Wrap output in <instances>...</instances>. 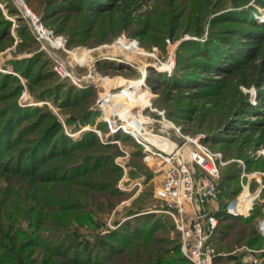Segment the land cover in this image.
<instances>
[{
    "label": "rangeland",
    "instance_id": "obj_1",
    "mask_svg": "<svg viewBox=\"0 0 264 264\" xmlns=\"http://www.w3.org/2000/svg\"><path fill=\"white\" fill-rule=\"evenodd\" d=\"M22 1L40 20L46 30L52 31L56 37H62L65 51L55 50L50 47L48 42H40L36 39L32 34V24L24 16L20 0H0V20H3L5 24L4 30L0 34V76L6 75L15 78L8 82L7 87L2 86L0 89V112L3 111L4 104L14 102L22 113H33L19 122L20 126L13 131V135L34 120L33 109L38 108L43 112L48 110L60 123L66 138V146L81 142L88 132L96 135L101 145L115 146L113 149L93 148L89 150L90 154L111 158L110 160L106 159L103 167L90 173V176H94L95 182L100 181V177L96 175L106 176V178H101L105 189H95L93 191L94 199L85 206L92 210V214L88 215L91 218V223L74 221L68 226L77 239L93 242L96 236L116 229V223L123 221L127 212L144 208L141 214L145 215L158 206L155 191L163 180L162 175L156 173L160 160L151 158L149 162L144 161L146 149L135 143L133 139L124 138L128 137L126 135L111 132L101 119L103 114L110 115L115 110L119 111L127 107L131 115L141 114L145 119L157 121L158 123L153 122L155 124L154 133L158 132L160 123L163 121L162 117H164V120L171 122L174 126L173 132H168V136L174 142L177 141L175 136L177 129L188 136L202 135V140L209 144L210 148H208L212 152L221 153L225 161L231 160L232 162L229 164H236V168H239L238 183L234 179L228 180L232 171L235 172V167L234 169L228 168L233 165L227 164L219 170L218 212L220 210L226 212L229 207L234 206L242 193L241 183L244 187L247 185L246 177L240 179L243 166L237 161L244 163L245 159L252 158L256 163L252 164L251 168L264 170V81L258 83L256 73L254 74L256 69L260 68L264 75V36L258 37L260 40L257 42L250 39L248 35L237 37L236 41L240 40L244 48L243 46L229 45L230 49H225L228 55L224 58L227 59L219 58V60H217L219 45H210L209 39L212 31L213 33L220 29L225 31L231 29V26L233 30L246 29L245 26L251 27L238 19L250 18V20L256 21L257 25H264V7L257 3L259 0H205L204 2L194 0H110L112 1L110 8L111 6L112 8L109 11L106 9L107 12L101 15L92 11V4L96 0ZM261 1L264 3V0ZM243 2L246 5H243L242 8H235L241 6ZM76 6L80 7L77 9ZM247 7L251 9L247 10ZM224 11L227 14L220 17L219 23L214 26L209 24V19ZM172 19L176 24L173 25ZM228 19H232L229 20L231 22L236 20V24H226L231 23L226 21ZM29 35L32 36L36 44L29 38ZM132 42H136L137 49L135 47L129 49ZM184 43H187V46L182 48ZM235 52L246 53H244V57L239 58L238 65L233 67L231 65L233 62H229L230 57L240 56L235 55ZM203 53H209L212 57L214 55L216 57L214 60L217 61L213 62L212 66L208 65L211 69L207 70L212 72L205 74L202 71V75L199 76L195 63L205 62V59L200 56ZM81 54L84 57L81 58ZM108 56L114 57V59L108 60ZM172 60L174 63L171 71L163 73L161 67L170 65ZM180 62L183 63L182 74L193 73L195 77L199 76V78L190 77L171 81L177 64ZM28 64L31 65L30 75L20 76L16 70L21 72ZM56 64L64 65L66 70L74 75L72 77L79 78L81 81L77 82L78 86L74 85L69 78L62 79L57 76L53 71ZM101 65L107 67L101 68ZM109 65H113L114 68H110ZM115 66L119 67L115 68ZM39 70H50L49 74H54V76L48 79L39 77L40 80L32 78ZM149 70L153 71L155 76L162 75L161 84L155 91L147 82ZM143 75L146 77L145 84L147 86L144 83L141 86L148 95H144V98L133 95L132 99L117 97L119 96L117 95L118 89L121 88L122 83L138 82ZM98 78L106 80L101 82L98 81ZM162 84L166 85L164 89ZM57 85H59V89L57 96L54 97L55 102L47 97L38 99L39 94L45 88H54ZM141 86L135 91L139 90ZM69 89L83 95L91 92L86 98L87 104L84 103L81 106L80 102L75 106L65 107L63 104L67 100H65V96ZM71 98L74 99V97ZM99 98L109 100L106 108L99 109L96 106V101ZM243 104L249 106L245 107V113L237 115L238 109ZM83 109L92 112V117L87 123L78 117ZM235 109L236 111H234ZM116 114L119 115L118 112ZM4 117L5 113L3 112L2 118ZM229 117L230 120L235 118L242 120L238 130L228 129L222 133L229 140L233 139L232 144H226L221 140L219 142L221 136L213 135L217 134L216 131L219 130L221 123ZM69 119L75 120L71 124H67L66 120ZM46 124L48 122L42 127H46ZM250 127H253L251 131H249ZM27 136V140L30 141L33 140L35 134ZM157 144H162V142L157 140ZM244 166L246 168L245 163ZM112 167L118 171L113 172ZM254 171L259 170L249 173L244 170L248 175ZM61 173L63 174L65 171ZM259 179L261 184H257L254 180L248 181L249 193L253 198V193L260 185L264 186V178ZM73 180L82 182L83 179L78 177ZM46 186H49V183ZM235 190L237 192L232 195L231 193ZM230 194L231 196H229ZM94 200L97 202L94 203ZM251 201L252 199L246 203L243 210L249 209ZM263 206L264 192L258 200L253 202L252 214H258L254 217L252 214L247 217L253 218L250 225L243 224L239 219H226L225 217H222L224 220L220 223L217 216L218 223L227 226L228 232L231 233L230 237L232 238L227 244L228 247L235 243V239L240 234L238 243L232 246V249L236 248V251L231 254L234 257L245 254L248 261H243L244 264H264V241L263 239L258 241L255 237L252 240L251 235L255 232L260 236L257 231V222L263 217L261 213ZM228 214L238 216L232 215V213ZM239 217L244 218L241 215ZM21 227L24 230H29L26 224ZM175 232H167L163 235L168 238V241L164 243V248L169 246V240L175 238ZM228 239H226L227 242ZM252 241H254L252 247L247 246ZM2 244L4 245L3 242ZM2 247L1 245L0 252H2ZM45 259L54 264H69L65 259L52 257L43 251L36 255L35 264H40ZM11 264H14L13 261Z\"/></svg>",
    "mask_w": 264,
    "mask_h": 264
},
{
    "label": "trees",
    "instance_id": "obj_2",
    "mask_svg": "<svg viewBox=\"0 0 264 264\" xmlns=\"http://www.w3.org/2000/svg\"><path fill=\"white\" fill-rule=\"evenodd\" d=\"M194 1L204 2L205 0ZM111 2L110 0H96V2L92 4L93 13L101 15L109 11L112 8V6L110 8ZM257 3L264 7V3L261 0ZM243 5H246V3L243 2L241 6L235 8H242ZM78 7L80 6H76L75 8L78 9ZM181 9L184 8L181 7ZM248 9L251 8L247 7V10ZM226 14L227 13L224 11L220 15L213 16L209 19V24L214 26L219 23L220 17H224ZM229 20L232 19L226 21L231 22ZM238 20L251 27L245 26L246 29L239 28L233 30L231 26V29L225 31L224 29L217 30L214 33L212 31L209 37L211 41L210 45H219L217 60H219V58L223 59L224 56L228 55L225 49H230L228 48L229 45L238 47L243 46L244 48L240 40L239 42L236 41L237 37L248 35L250 39L257 42V40H260L259 38L264 36L263 24L257 25L256 21L250 20V18ZM171 21L173 25L176 24L174 19ZM233 23L236 24V20L226 24ZM4 26V21L0 20V34L4 30ZM29 38L36 44L31 35H29ZM185 46H187V43H184L182 48ZM244 53L246 52H235V55L237 54L240 56L236 58L235 56L230 57L229 62H233L231 63L233 67L238 65L241 59L240 57L245 56ZM200 56L205 59V62L195 63V67L198 69L196 71H198L197 73L199 76L202 75V71L205 74L212 72L207 70L211 69L208 65L212 66V63L217 61L214 60L216 57H214V55L212 57L209 53H203L200 54ZM29 64L25 65L21 72H18V70H16V72L23 77L29 76L31 72V65ZM112 66L113 65H109L110 68H114ZM104 67L107 66L101 65V68ZM116 67L119 66H115V68ZM182 68L183 63H178L171 81L195 77L193 73L182 74ZM49 73H51L50 70H39L32 78L37 80L39 77L48 79L54 76V74ZM255 73L257 82H263L264 75L261 69H256L254 74ZM199 76L196 77L199 78ZM0 79L1 89L2 86L7 87L6 85L8 82L15 78L1 75ZM161 80L162 75L155 76L154 72L149 70L147 82L153 91L159 87L158 85L161 84ZM162 85L164 89L166 85ZM58 87L59 85L54 88H45L43 92L39 94L40 96L38 99L41 100L47 97L51 99L52 102H55L54 97L57 96ZM66 93L65 100H67L63 105L68 107L75 106L80 102L82 106L86 103V98L91 92L83 95L75 93L73 89H69ZM71 97H74V99L72 100ZM70 100H72V102H69ZM247 106L249 105L243 104L242 107L238 109L237 115L245 113V107ZM234 111H236V109ZM3 112L5 113L4 118H2ZM33 112H35L34 120L23 126L19 132L14 135L13 131L20 126L19 122L33 113H22L21 110L15 106L14 102H11V104H4L3 111L0 112V247L1 245L3 246L2 252H0V264H11L12 261L14 264H35L36 255L42 251L52 257L65 259L69 264H188L180 253L179 234L174 231L171 220L162 214L149 213L142 215L141 213L144 208L127 212L125 219L116 223V229L110 230L106 234L96 236L93 242L77 239L73 233H71V229H69L68 226L74 221L81 223L86 221L90 224L91 218L88 215L92 214V210L85 206L94 199L93 191H95V189H105V186L101 182V178H106V176L103 174L96 175L100 177V181L95 182L94 176H90V173L103 167L105 161L111 158H104L99 154H90L89 150L93 148L113 149L115 146L101 145L98 137L91 132L86 133L81 142L66 146L67 142H65L66 138L63 133V128L54 116L50 114L48 110L43 112L38 108L33 109ZM78 117L81 121L87 123L92 117V112L88 109H83ZM168 117L171 116L168 115ZM74 120L75 119L66 120V123L71 124ZM46 122H48L46 127H42ZM241 122V119L237 120V118H235L234 120H230L229 117L221 123L219 130L216 131L217 134L213 135L221 136L219 142L221 140V142L226 144H232L233 139L229 140L228 137L223 136L222 133L224 130L228 129L231 131L238 130V127H241ZM252 128L250 127L249 131H251ZM25 134L26 136L35 134V136L32 138L33 140L29 141L27 140L28 136L26 137ZM124 138L131 139L129 137ZM202 142L209 147L207 142L203 140ZM137 147L140 148L139 146ZM244 163L246 164L245 170L247 173L253 170L264 172L263 169L251 168L252 164L256 163L252 158L245 159ZM231 165L233 166L228 168L234 169L235 167V172L232 171V175L228 180L234 179L238 183L239 168H236V164ZM116 170L117 169L112 167L113 172ZM63 171H65V173L62 174L61 172ZM78 177H82V182H74L73 179ZM48 183L49 186H46ZM236 192L237 190L231 194L235 195ZM231 194L229 196H231ZM95 202L97 201L94 200V203ZM216 214L220 223L224 220L222 217L234 220L239 219L245 225H250L253 219L247 218V210L237 214L243 216V219L239 216H231L224 210L217 211ZM257 214L253 213L252 216L254 217ZM225 215L229 216L227 217ZM80 218H82L81 221ZM23 224L28 226V231L22 229L21 225ZM228 230L229 228L227 226L218 224V228L212 238L211 243L215 251L219 254L214 264H244L243 260L245 254L241 255L242 257H234L231 254H234L236 251V248L232 249V246L238 243L240 239L238 236L240 234L237 236V239H235V243L231 247H228L227 244L230 243L232 238ZM172 231L175 232V238L169 240V246L164 248V243L168 241V238H165L163 235ZM251 235L252 240L255 237L258 241H262V238L255 232ZM227 238H229L228 242L226 240ZM253 243L254 241L249 242L247 246L252 247ZM40 264L54 263L45 259L44 261L42 260Z\"/></svg>",
    "mask_w": 264,
    "mask_h": 264
},
{
    "label": "built area",
    "instance_id": "obj_3",
    "mask_svg": "<svg viewBox=\"0 0 264 264\" xmlns=\"http://www.w3.org/2000/svg\"><path fill=\"white\" fill-rule=\"evenodd\" d=\"M20 3L24 16L32 24V34L36 39L40 42H48L50 47L55 50L65 51L62 37H56L52 31L46 30L40 20L24 6L22 0ZM120 41L122 42V40ZM132 43L137 49L136 42ZM173 63L172 60L171 64L168 65L170 70L167 72L171 71ZM53 71L62 79H71L76 86L81 81L79 78L72 77L74 75L69 73L62 64L54 65ZM143 77L145 79V76ZM105 80V78H98V81L101 82H105ZM144 85L147 86L145 82ZM122 91V89H118L117 95L119 96L117 97L132 99L133 95L140 98L148 95L144 89L140 90L141 92L136 91V93H123ZM107 98L105 99L107 100ZM106 100L97 99L96 106L99 109L106 108L109 102ZM122 109L119 110V115L116 114L115 117H106L103 114L102 121L107 124L111 132L126 135L146 149L144 161L149 162L151 158L160 160L156 173H160L163 180L160 187L155 191L158 206L148 213L162 214L171 220L174 230L179 234L180 253L188 264H214L215 259L219 256L211 243L219 224L216 214L219 202V170L232 161H225L221 153L212 152L202 143V135L188 136L177 129L175 130L177 141L174 142L168 136L169 131L173 132L174 126L171 122L164 120V117H162L163 121L161 120L162 123H160L158 132L154 133V123H158L157 121L145 119L141 114L131 115L127 107ZM150 137L160 140L162 147L152 144L147 139ZM237 163L243 166L240 179L247 178L245 187L241 183V194H250L248 181L254 180L257 184H261L259 178H264V173L254 171L248 175L244 172V163L242 161H237ZM263 190L264 186L260 185L253 193L254 198L247 210L248 216L252 214L253 202L259 199ZM261 213L263 217L257 222V231L264 241V206Z\"/></svg>",
    "mask_w": 264,
    "mask_h": 264
},
{
    "label": "bare ground",
    "instance_id": "obj_4",
    "mask_svg": "<svg viewBox=\"0 0 264 264\" xmlns=\"http://www.w3.org/2000/svg\"><path fill=\"white\" fill-rule=\"evenodd\" d=\"M24 6H25V4H24ZM135 46H134V43H131L130 44V47H129V49H132V48H134ZM82 55V54H81ZM82 57H84V55H82L81 56V58ZM76 58V57H75ZM108 60H113L114 59V57H109L108 56V58H107ZM161 69H163L162 71H163V73H165V72H167L168 70H170L169 68H168V65H165V66H162L161 67ZM144 76V75H143ZM146 78V77H145ZM143 79V80H142ZM145 82V79H144V77H141V80L140 81H138V82H128V83H122V85H121V88L120 89H122L123 91V93H132V91H134V93H136V89H138L139 88V86H141L143 83ZM142 87L143 86H141L140 87V89L139 90H137V91H139L140 92V90H142ZM101 100H103L102 98H101ZM105 100V99H104ZM36 105V104H35ZM116 112H119V111H117V110H115V111H113L112 112V114H110V115H106V117L108 116H110V117H112V116H116ZM152 144H155L156 145V142H157V138H152V137H150V138H147ZM157 146L158 147H162L161 146V144H157ZM253 199V198H252Z\"/></svg>",
    "mask_w": 264,
    "mask_h": 264
},
{
    "label": "crops",
    "instance_id": "obj_5",
    "mask_svg": "<svg viewBox=\"0 0 264 264\" xmlns=\"http://www.w3.org/2000/svg\"><path fill=\"white\" fill-rule=\"evenodd\" d=\"M253 198L252 195H249L247 193H243L239 196L237 202L235 203L234 206L229 207V209H227V213H232V214H240L241 212H243V208L247 205L246 203H249V201ZM240 207V208H239ZM239 208V209H237ZM233 209V210H232ZM237 209V210H236ZM233 211V212H232ZM248 260V258H244L243 261Z\"/></svg>",
    "mask_w": 264,
    "mask_h": 264
}]
</instances>
